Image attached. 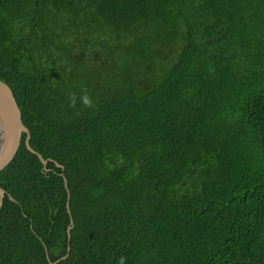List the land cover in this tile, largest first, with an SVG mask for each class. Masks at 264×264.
<instances>
[{"label": "trees", "instance_id": "trees-1", "mask_svg": "<svg viewBox=\"0 0 264 264\" xmlns=\"http://www.w3.org/2000/svg\"><path fill=\"white\" fill-rule=\"evenodd\" d=\"M0 81V264H264V0H0Z\"/></svg>", "mask_w": 264, "mask_h": 264}, {"label": "water", "instance_id": "water-1", "mask_svg": "<svg viewBox=\"0 0 264 264\" xmlns=\"http://www.w3.org/2000/svg\"><path fill=\"white\" fill-rule=\"evenodd\" d=\"M220 36H217L216 40H219ZM212 40H207V43H211ZM25 134L27 137L25 139L26 149L36 155L42 165L46 166L49 160H45L40 154L35 152L29 144L30 133L28 129L23 125L20 109L14 98L13 92L10 87L4 82L0 81V172L3 171L14 159L21 140L22 135ZM206 160H204L201 165H205ZM56 166L60 167L58 164ZM195 173V168L189 170L188 179ZM186 182H183V185ZM66 185V181H65ZM7 195L6 191L0 187V208L2 206V201ZM11 201H14L12 197H9ZM68 208V205H67ZM69 211V208H68ZM73 227L72 219L70 221V226L67 229L68 235V253L70 250V232ZM67 255L58 259L55 262H49V264H59L66 259Z\"/></svg>", "mask_w": 264, "mask_h": 264}, {"label": "clouds", "instance_id": "clouds-1", "mask_svg": "<svg viewBox=\"0 0 264 264\" xmlns=\"http://www.w3.org/2000/svg\"><path fill=\"white\" fill-rule=\"evenodd\" d=\"M85 103H89V101H87V99H86ZM121 264H123V258H121Z\"/></svg>", "mask_w": 264, "mask_h": 264}, {"label": "rangeland", "instance_id": "rangeland-1", "mask_svg": "<svg viewBox=\"0 0 264 264\" xmlns=\"http://www.w3.org/2000/svg\"><path fill=\"white\" fill-rule=\"evenodd\" d=\"M121 50H122V52H123V49H122V48H121ZM109 66H110V68L112 69V65L110 64Z\"/></svg>", "mask_w": 264, "mask_h": 264}]
</instances>
